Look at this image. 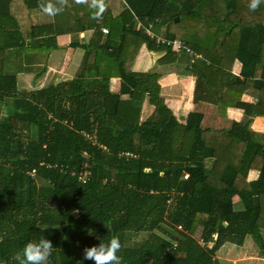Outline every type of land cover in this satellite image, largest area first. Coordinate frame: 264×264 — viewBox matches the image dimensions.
<instances>
[{"label":"trees","instance_id":"16d2710c","mask_svg":"<svg viewBox=\"0 0 264 264\" xmlns=\"http://www.w3.org/2000/svg\"><path fill=\"white\" fill-rule=\"evenodd\" d=\"M109 1L97 21L73 0L54 18L42 0H0V50L47 55L58 44L36 36L43 24H68L69 46L84 50L72 78L41 89L0 75V264L42 236L54 247L48 264H93L84 249L113 236L122 264H221L218 249L248 237L264 255V135L247 119L264 113V3L124 0L113 15L123 5ZM158 36L185 47L173 53ZM144 45L197 74L184 123L163 103L156 69L129 66ZM233 59L242 80L217 74ZM227 107L246 112L229 119Z\"/></svg>","mask_w":264,"mask_h":264},{"label":"crops","instance_id":"0c3cea01","mask_svg":"<svg viewBox=\"0 0 264 264\" xmlns=\"http://www.w3.org/2000/svg\"><path fill=\"white\" fill-rule=\"evenodd\" d=\"M107 1L109 0H106L105 3H107V6L109 8ZM120 2L124 3V0H120ZM119 4L120 3H118V6H120ZM23 28L26 29V27L24 26ZM67 29H68V24H62V25L43 24V25L35 26L34 33L36 34V36L43 37L47 35H54L58 47L56 49L51 50L47 55L42 54L38 56L37 55L33 56L34 59L32 61H30L27 58L26 54L23 51L20 52L21 50H19L18 57H16L14 50H11L12 53L6 52L5 50H0V75L15 74L18 90H35V89H41L47 87L50 84L57 83V82L54 83V81H56L55 80L56 77L58 78L57 71L59 70V66L63 65V63H65L66 68L67 65L68 67L72 65L76 72L77 64L79 63L80 59L82 60L84 50L80 47L73 48L69 46L70 35L67 33L68 32ZM91 32H92L91 30H88L86 32L80 33V37L83 36L85 37L86 34L87 37L85 38L89 39L92 34ZM26 35H27V31L25 36ZM172 52L169 56H166L167 58L164 57L166 60H163L164 58H162V56L164 55H162V53H156L158 54L157 57L158 59L155 62V64H153L152 69L155 68L156 71L159 73V77L157 80L160 88L159 94L164 96V97L162 96L164 100L172 96L179 97L178 93H174V94L168 93L167 92L169 91L168 84H166V82H163L162 84L160 79L172 73L174 74L176 73L177 75L180 76H188L191 78V84H190L191 89L192 91L194 90L193 94H191V98L193 101L192 107L194 108L195 103L193 98L198 81L197 74H189L188 72H186L184 70V65H182V67H178L179 64L177 66L176 65L170 66V64L178 63L177 56H175L173 54L174 52L173 53ZM227 63L228 64H226L223 67V69L220 70L221 72H218L217 74L222 75V77L235 76V77H239L242 80L240 76L241 63L237 59L235 60L233 59V62H227ZM165 65H167V67H165ZM256 72L259 75H264V66L259 68ZM51 76L54 77L50 78ZM72 76L70 78H72ZM70 78H67L66 76L65 78H62V80H66ZM60 81L58 80V82ZM173 85L174 87L177 86L175 82L173 83ZM183 86H184L183 84L180 85L179 89L183 88ZM111 87L113 88V86ZM218 93H222V92L219 91ZM240 100L243 102H247L249 104H254L255 99L247 91H243L240 96ZM144 108H147L145 104H144ZM226 109H227V113H226L227 117L229 119H234V120L241 119V117L246 112L244 108H238V107H227ZM260 109L264 111L262 107ZM188 113L186 114L184 121H179V119L176 116L175 117L178 119L179 122L184 123ZM247 119H248L249 127L258 136L264 135V113H261V115H257V116H252V117L249 116L247 117ZM256 176H257V171L250 170L248 172L247 180L249 181V179L250 180L255 179ZM262 214H263L262 223L259 224V227L264 236V210H262ZM215 257L218 258L220 262L221 260L225 262V264H264V255L260 253L259 249L256 247L253 240L249 237L245 239L244 243L241 246H237L230 243L223 244L216 252Z\"/></svg>","mask_w":264,"mask_h":264},{"label":"clouds","instance_id":"9594fccd","mask_svg":"<svg viewBox=\"0 0 264 264\" xmlns=\"http://www.w3.org/2000/svg\"><path fill=\"white\" fill-rule=\"evenodd\" d=\"M73 2L93 9L94 19L101 17L106 10L105 0H73ZM262 3L264 0H249V10L256 11ZM67 6L68 0H42L40 4L41 11L53 18ZM121 248L119 237L113 236L107 244L100 242L98 246L86 247L83 251V259L90 260L93 264H122L121 257L118 255ZM53 249L52 242L42 236L38 241L27 242L12 259L15 264H48Z\"/></svg>","mask_w":264,"mask_h":264},{"label":"rangeland","instance_id":"374dc122","mask_svg":"<svg viewBox=\"0 0 264 264\" xmlns=\"http://www.w3.org/2000/svg\"><path fill=\"white\" fill-rule=\"evenodd\" d=\"M115 1L117 3H121L120 0H115ZM121 4L123 5V7L121 6V9L113 10L112 11L113 15H115L117 13L120 15L122 13V11H126L125 9L129 8L125 4V2L121 3ZM107 7L108 6H107V3H106V10H107ZM106 10L104 11V13L102 14L101 17L97 18V21H102L104 19V17H106ZM118 21L119 20H116V23H118ZM116 23H113V24L115 26H118L122 22H120L118 24H116ZM136 25H137V28H138V27H140L141 23L138 22V24H136ZM103 27H106V26H103ZM107 30H108V28H107ZM91 33H93V32H91ZM85 37H87L86 34H85ZM158 37H160V36H158ZM182 42L184 43V41H182ZM127 50H128V47H127ZM178 50L179 49L176 46H173L172 51L176 52ZM132 54L134 55V58H133V61L131 63H129V66L131 67L132 70H134L136 72H145V71H148V70L152 69L153 64H155V62L158 59L157 58L158 54L153 53L150 50H148L145 45L142 46L141 49H139L138 51L135 50L134 53H132ZM163 60H166V59L164 58ZM170 60H172V59H170ZM80 61H81V59H80ZM114 71H116V70L114 69L112 72H114ZM55 73H56V71H55ZM57 73H58L57 74L58 78L55 76L56 77V79H55L56 81H54V83L58 82V80L59 81L62 80V78H65L66 76H67V78H70L75 73V70H74L72 65L70 67H68V65H67V68H66L65 63H63V65L59 66V70L57 71ZM169 73H171V72H169ZM175 74L172 73V74H168L166 76L163 75L164 77L163 78L161 77L162 79H160V81H161L162 84H163V82H166V84H168V90H169V91H167L168 93H171V94L178 93L179 97L172 96V97H168L165 100L163 98V103L165 105H167V107L173 111L174 115L179 119V121H184L186 114L193 108L192 107L193 101H192V98H191V94H193L194 90L192 91L191 86H190V84H191V78L190 77H188V76H180V75H177V74L175 75ZM52 77H54V76H51L50 78H52ZM111 81H112L113 89L118 90V88H119V83H118L119 79L118 78H115V79L112 78ZM174 82L177 84V86H175V87L173 85ZM182 84L184 85L183 88L179 89V86L182 85ZM185 86H186V88H185ZM161 96H163V95H161ZM173 97L176 98V99H174ZM1 116H3V114ZM195 237L198 238L199 235H195ZM221 259H223V258H221ZM220 263L225 264V262H223L222 260H221Z\"/></svg>","mask_w":264,"mask_h":264},{"label":"built area","instance_id":"2783aa9c","mask_svg":"<svg viewBox=\"0 0 264 264\" xmlns=\"http://www.w3.org/2000/svg\"><path fill=\"white\" fill-rule=\"evenodd\" d=\"M92 32H93V29L91 30ZM101 31H102V33H107L108 32V30H107V28L106 27H102L101 28ZM146 32L147 33H150V31L148 30V29H146ZM159 39V40H158ZM158 41H161L162 43H165L166 42V44L167 45H170L171 46V48H173V46H176L179 50H181L182 48H184L185 47V43H183L181 40H179V39H174V40H172V41H165L164 39H160L159 37H158ZM178 50V51H179ZM185 50L186 51H188V52H190V50L188 49V48H185ZM186 177V176H185Z\"/></svg>","mask_w":264,"mask_h":264},{"label":"water","instance_id":"95a60500","mask_svg":"<svg viewBox=\"0 0 264 264\" xmlns=\"http://www.w3.org/2000/svg\"><path fill=\"white\" fill-rule=\"evenodd\" d=\"M177 19H178V18L176 17V18H175V21H176Z\"/></svg>","mask_w":264,"mask_h":264}]
</instances>
